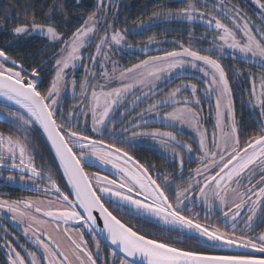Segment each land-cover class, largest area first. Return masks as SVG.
<instances>
[{
    "label": "snow or ice",
    "instance_id": "snow-or-ice-1",
    "mask_svg": "<svg viewBox=\"0 0 264 264\" xmlns=\"http://www.w3.org/2000/svg\"><path fill=\"white\" fill-rule=\"evenodd\" d=\"M253 2L258 23L231 0H182V7L160 6L130 27L118 28L108 13L115 17L119 0H97L96 10L65 35L56 26L64 4L52 0L42 18L33 11L11 29L6 47L34 35L59 47L42 55L30 71L22 57L0 47V120L9 129L0 130V187L19 183L36 193L15 199L0 193V249L6 257L0 264H116L117 255L119 264H264V229L255 231L264 225V0ZM173 22L205 25L199 39L208 46L195 43L193 31L187 45L171 41L176 45L171 50L160 47L165 41L155 32L144 35ZM101 24L106 25L103 33ZM129 36H136V43ZM92 44L95 51L85 54ZM153 45L157 54L148 55ZM226 49L246 65H233L231 77L221 63ZM117 52L145 57L124 66L111 59ZM78 65L81 77L75 75ZM186 75L203 87L192 79L185 82ZM241 77L250 85L242 107L255 114L252 132L237 115L233 81L243 83ZM176 79L181 83L164 93ZM69 89L77 103L65 114L62 102ZM204 101L213 118L211 130L203 117ZM89 118L91 133L111 142L86 131ZM152 119L160 126L150 127ZM177 125L195 134V147L178 134ZM37 130L62 170L59 179L70 188L67 194L42 153L37 164ZM146 141L162 158L171 157L172 171H157L132 154ZM193 154L197 166L185 176L186 158L191 162ZM97 165L107 171L88 170ZM214 213H219L217 222H212ZM100 235L115 246L110 257L101 255ZM234 247L260 255L216 251Z\"/></svg>",
    "mask_w": 264,
    "mask_h": 264
},
{
    "label": "trees",
    "instance_id": "trees-1",
    "mask_svg": "<svg viewBox=\"0 0 264 264\" xmlns=\"http://www.w3.org/2000/svg\"><path fill=\"white\" fill-rule=\"evenodd\" d=\"M231 2L233 4H239L240 7H244L246 9V6L240 0H231ZM51 3L52 0H0V47H6L5 41L10 39L11 29L13 27L25 23L27 21V16H30L33 11L38 18H42L43 12L47 11L48 5ZM62 3L64 4V12L57 14V19L61 20L62 22L56 26L65 35H70L71 32L83 22V19L95 10L94 0H80L79 2L76 0H62ZM160 6L179 8L183 6V3L182 0H121L119 3L118 12L116 14L117 17L115 26L118 28L130 27L133 20L141 16L146 17L147 14L156 10V8ZM26 8L28 9L27 15L25 12ZM65 15L67 17L66 20L63 19ZM193 28L194 30H201L202 32L205 31V28L198 26V24L193 26L188 24L187 26V24L184 22H173L169 24H161L157 28H154L151 32L145 33L144 35L146 37L147 35H151L153 32H155L158 39H166L170 41V43L165 42L162 44L163 49L171 50L176 46L171 43L173 40H180L183 41L184 44H188V33L189 31L194 32ZM137 39L138 38L136 36H129L130 41L136 42ZM197 39L199 38L197 37L196 40ZM201 43L204 46L208 45L207 41H202ZM46 45L47 48H45ZM56 48H58V45L48 44L45 39L32 36L27 39H20L14 47H6V50L10 55L22 57L26 67H28L30 71L31 67L35 66L39 62L42 55H48ZM226 61V71H231L230 65L232 62H230V60ZM233 62L236 66H243L242 62ZM47 67L51 68V63H49ZM51 74L52 73L46 74L45 82H47ZM243 88H247V86H244L242 83H237L235 86V89L239 92H242ZM238 91H236V95ZM235 102L237 115L238 112L242 111L241 116L246 124L247 131L252 132L257 126L256 120L250 115L249 110L245 108V106L242 107V103L239 100H235ZM0 130L5 132L9 130L7 125L2 120H0ZM37 134V164L40 165L41 163L39 154L42 153L46 160L45 166H52L55 169L54 178L58 179L62 189L66 190L68 193L69 190L65 181L59 179L62 177V174L47 142L42 135H39V130H37ZM94 137L102 138L107 142H111L107 140L105 136ZM132 154L141 162H153L154 165H157L155 167H164L166 165L167 167L169 166L168 162H163L161 156L156 152V150L151 148V146L139 145L132 150ZM88 170L97 171V168L93 167L89 168ZM7 174V172H4L5 176ZM13 195L18 196L19 194L16 192V190H14Z\"/></svg>",
    "mask_w": 264,
    "mask_h": 264
},
{
    "label": "rangeland",
    "instance_id": "rangeland-1",
    "mask_svg": "<svg viewBox=\"0 0 264 264\" xmlns=\"http://www.w3.org/2000/svg\"><path fill=\"white\" fill-rule=\"evenodd\" d=\"M76 1L79 2L80 0H76ZM240 1H242L243 4L246 6V9H245L244 7H243V8L241 7V8H242V9L248 14V16H249L253 21H255V22L258 23L259 21H258V17H257V15H256V13H257L259 10L256 8V5L254 4L253 0H240ZM94 2H95V10H96L97 0H94ZM120 2H121V0H119V3H120ZM117 12H118V9L116 10V14H117ZM116 14H115V17H113V15H112V10H109V13H108V19H109V20L114 19L115 22H116V17H117ZM224 22H225V23H228L227 20H225ZM184 23H186L187 26H188V23H187V22H184ZM197 24H198V26H202L203 28L206 27V26L203 25V24H199V23H197ZM191 26H193V25H191ZM99 27H100V33H103L104 28L106 27V25H105V24H101ZM193 30H194V28H193ZM194 32H195V34H197V37H198V38H199V34L204 33V32H202L201 30H194ZM100 33L97 34V39L99 38V34H100ZM208 35H209V37H211L212 35H214V33L212 32V30H209ZM34 36H36V37H40L39 35H34ZM163 41L170 43V41H168V40H166V39L163 40ZM129 42H130V43H136V42H133V41H130V40H129ZM165 42H164V43H165ZM201 42H202V41H201L200 39L195 40V43L202 44ZM207 42H208V41H207ZM188 43H189V41H188ZM57 45H58V47H59V44H57ZM185 45H187V44H185ZM207 46H208V45H206L205 47H207ZM156 47H157V46L153 45V46L150 48V50H149V52H148L147 54H148V55H156V54H157ZM160 47L163 48L162 45H160ZM83 51H84L85 54H88V53H92V52H94V51H95V44H92L91 46L85 48ZM235 55H236V59L234 60V59H233V53H232V50H230V49H226L225 52L223 53V58H222V60H221V63H222L223 65H225V66H227V61H226V60H230V62H232V64L230 65V67H231V71H227V73H228V75H229L230 77L232 76V68H233V65H234V62H233V61H239V62H241V61L239 60V54H235ZM144 57H145V54H144L143 52H136V53H134V54H132V55H129V54L126 53V52H123V53L117 52V53H115V54H113V55L111 56V59H112V60H117V61H119L122 65L127 66V65H129V64H131V63H135V62H137V60H139V59H144ZM242 65H243V67H246L243 63H242ZM109 67H110V65H109ZM97 68H99V65H98V64H97ZM189 72L192 73V74H194L195 77H200V76L202 75V74L199 73L197 70H189ZM75 75H76V77H81V76L83 75V67H82V65H78L77 69L75 70ZM97 79H98V78H97ZM188 79H192V76H191V75H186V76L184 77L185 82H186ZM240 79H241V81H243L242 84H244V86H247V88L250 86V85L248 84V82H247L246 80H244V78L241 77ZM192 82H193V83H197L198 86L201 87V88L203 87V85L200 84L199 80H197V79H192ZM180 83H181V80H179V79L174 80L173 83L169 84V85L164 89V93H166V92H167L168 90H170L171 88L176 87V85H178V84H180ZM237 83H238V82H236L235 80L233 81V86H234V88H235V86L237 85ZM161 86L163 87V85H161ZM247 88H243V91H242V92H239L238 90H236V91H238V92H237V95L235 96V98H236L235 100H239L241 103H242V98H243L244 100H247V95H246V92L244 91V90L247 89ZM76 90H77V92L80 91V89H79V82H77ZM189 91H190V90H189ZM164 93H161L160 96L164 95ZM188 94H189L188 92H184V93H182L181 95H188ZM199 94H200V95H203V93H199ZM160 96L155 97V99H159ZM151 102H152L151 100L146 101V103L139 105V107H137V108L135 109V111H136V112H139L141 108H145V107L147 106V103H151ZM75 103H77V101L71 98V90L69 89V92H68L66 98H65V99L63 100V102H62V107H63V109H64V111H65V114L67 113L68 110L71 109V106H72L73 104H75ZM202 107H203V117L205 118L206 126L209 128V130H211V127H212V124H213V118L209 115L208 102H207V101H204L203 104H202ZM245 108L248 109L247 106H245ZM170 110H171L170 107L167 108V109H164V111H170ZM248 110H249V109H248ZM241 113H242V111L238 112V116H241ZM251 116L254 118L255 114L253 113ZM80 119H81V121H83V120H84V117L81 116ZM124 120H127V117H125ZM122 125H123V121H121L120 123H117V124H116V128L119 129V128L122 127ZM159 126H160V121L155 120V119L150 120V127H159ZM175 130L178 132V134H181V135H182V138H183V139L187 140L189 143H193V145H194V147H195V144H196V137H195V134H194L190 129H188L187 127H183V128L181 129V126L177 125ZM86 131H87L88 133H90L91 135H93V136H98V134H96V133H91V121H90V118H89V120H88V125H87V129H86ZM105 138H106L107 140L111 141V139H110L109 137L105 136ZM178 138H180V136H178ZM139 145H147V146H151V148H153V149L155 150L154 146L151 145V142H150V141H146V142H144V143H140V144H138L137 146H139ZM137 146H136V147H137ZM156 152L160 155V153H159L158 150H156ZM160 156H161V155H160ZM161 158H162V157H161ZM162 161H163V162H165V161L168 162V164H169L168 167H170L168 171L170 172V171L172 170V164H173V162H172V160H171V157L169 156L167 159L162 158ZM143 162H147V161H143ZM147 163H148V164H153V162H150V161L147 162ZM155 166H157V165H155ZM166 166H167V165H166ZM185 166L190 167V168H195V167L197 166V163H196V160H195V154H193L191 162H188V161H187V158H186V164H185ZM96 167L99 168V165H97ZM164 167H165V166H164ZM100 170H102V171H107V169H100ZM18 179H19V177H17V180H18ZM23 188H24V187H23ZM6 194H8L7 191H6ZM245 211H246V210H245ZM0 215H2V214H0ZM8 222H10L11 225L15 228V225H14L10 220H8ZM16 230H17L18 232L21 233V231H20L19 229H16ZM84 232H85V234H86V238H87V240H89V242H90V247H92L93 251H95V246H94V242L92 241V236H91V234L87 231V229H84ZM237 234H239V233H237ZM21 235H22V233H21ZM22 236H23V235H22ZM23 237H24V236H23ZM24 238H25V237H24ZM233 249L237 251V249H239V248H235V247H234ZM1 256H2L1 259H6V257L4 256V253H3Z\"/></svg>",
    "mask_w": 264,
    "mask_h": 264
},
{
    "label": "flooded vegetation",
    "instance_id": "flooded-vegetation-1",
    "mask_svg": "<svg viewBox=\"0 0 264 264\" xmlns=\"http://www.w3.org/2000/svg\"><path fill=\"white\" fill-rule=\"evenodd\" d=\"M95 168H97V167H95ZM169 168H170V167H167V166H165V167H155V169H156L157 171H168ZM98 169H99V168H97V170H98ZM189 169H191V168L185 166V168H184V175H185V176L188 175ZM99 170H100V169H99ZM171 171H172V170H171ZM5 172H6V171H5ZM93 172H94V171H93ZM7 175H8V174H7ZM7 175H6V176H7ZM23 187H24V188H23ZM14 190H16V192L19 194L18 196H14V195H13ZM62 190H63V189H62ZM6 191L8 192V194H6ZM63 191H65L66 194H67V191H66V190H63ZM0 193H4V194H5V198H7V199H15V198H20V197H25V196H34V195H36L35 191H33V190H31V189H29V188L23 186V185H20L19 183H17V184H13V185H10V186H7V187H0ZM23 193H24V194H23ZM29 193H30V194H29ZM194 211H199V212H200V218H201V220H204V212H203L200 208H196V209H194ZM218 215H219V213H214V214L212 215V222H217V221H216V216H218ZM6 223L8 224V226H9L10 229H14V230H15L16 235L19 237V242H20V243H24V242H25V238L21 235V233L18 232V231L16 230V228H14V227L11 225L10 222L6 221ZM132 223H135V221L133 220ZM219 226L222 227V228L224 227L222 221L219 222ZM261 229H264V225H261L260 227L256 228L255 231H256V232H259ZM228 230L230 231V228H229ZM2 235H3V232L0 231V236H2ZM9 238L11 239V237H9ZM85 238H86V234H85ZM86 239H87V238H86ZM216 251H218V252L221 253V254H227V253H245V252H247V253H253V254H255V255H260L259 253H254V250H252V249H242V248L237 249V251L234 250L233 248H232V249H221V250H216ZM111 252H112V249H110L109 247H107L106 245H104V244L101 242V255H102V256H109V257H110ZM3 253H4V250H3V249H0V260H2V259H1V258H2L1 255H2ZM115 259H116V264H119V255H117V256L115 257Z\"/></svg>",
    "mask_w": 264,
    "mask_h": 264
},
{
    "label": "water",
    "instance_id": "water-1",
    "mask_svg": "<svg viewBox=\"0 0 264 264\" xmlns=\"http://www.w3.org/2000/svg\"><path fill=\"white\" fill-rule=\"evenodd\" d=\"M46 141V140H45ZM49 146V145H48ZM49 148H50V146H49ZM51 150V149H50ZM53 154V153H52ZM53 156H54V154H53ZM57 165H58V162H57ZM59 167V166H58ZM60 172H61V174H62V170H60ZM65 183H66V181H65ZM66 185H67V183H66ZM67 188H68V190L70 191V188L67 186ZM96 215L98 216V213H96ZM102 226H103V222H102V220H100L99 219V216H98V223H97V228L98 229H100V228H102ZM99 239H100V241L104 244V245H106L107 247H109L110 249H114L115 248V246H113V245H111L110 244V242L109 241H107L105 238H104V236L103 235H100L99 236ZM137 264H138V262H137Z\"/></svg>",
    "mask_w": 264,
    "mask_h": 264
}]
</instances>
